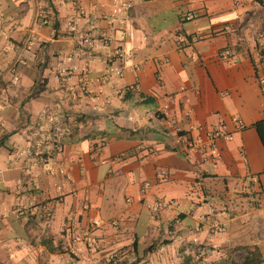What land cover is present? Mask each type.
Listing matches in <instances>:
<instances>
[{
	"label": "crops",
	"instance_id": "0c3cea01",
	"mask_svg": "<svg viewBox=\"0 0 264 264\" xmlns=\"http://www.w3.org/2000/svg\"><path fill=\"white\" fill-rule=\"evenodd\" d=\"M127 1L134 6L124 72L90 82L88 93L80 87L85 72L103 74L116 43L98 40L90 51L79 40L103 31L116 37L112 1L0 0L7 16L0 25V264H208L236 246L256 247L264 264V145L253 126L264 123V63L251 60L256 43L264 46V37L255 41L264 33V5ZM186 12L193 19L185 21ZM195 35L197 42L182 40ZM9 42L14 46L4 51ZM225 47L236 63L217 59ZM62 70L69 72L64 80ZM42 78L44 90L33 97ZM163 105L184 130L190 121L232 135L216 137L223 154L217 168L198 166L174 149ZM45 109L64 111L79 124L62 154L72 162L80 147L82 160L70 167L72 182L62 191L56 175L28 167L18 154L47 125ZM93 135L107 141L100 155L89 148ZM16 206L22 214L13 213ZM93 219L100 222L96 250L61 255L68 224ZM195 241L219 253L199 257Z\"/></svg>",
	"mask_w": 264,
	"mask_h": 264
},
{
	"label": "built area",
	"instance_id": "2783aa9c",
	"mask_svg": "<svg viewBox=\"0 0 264 264\" xmlns=\"http://www.w3.org/2000/svg\"><path fill=\"white\" fill-rule=\"evenodd\" d=\"M112 7L110 15L112 20L116 23L115 30L117 32L116 37H112L107 31H103L99 34V37L92 36L86 33L80 37L79 44L87 50L93 51L98 46V40L105 43L114 41L116 46L107 54V67L103 74L93 78L87 77V71L84 74L83 82L81 84V90L83 92H91L89 83H102L112 78L119 77L124 72V59L126 54V40L128 30L126 27L127 16L130 9L134 6L133 1L127 0H111ZM144 1V0H137ZM39 17L42 23H47V17L44 14L42 7H39ZM185 21L193 19L191 12H186L183 16ZM7 19L6 14L0 11V25ZM68 26L71 31H75V25L72 21H69ZM264 37L263 32H258L255 41H261ZM182 40L187 42H197L198 36L183 37ZM32 41L29 40L26 48L31 47ZM13 43L9 42L4 49L8 51L13 47ZM217 59L222 62L236 63L237 58L232 49L225 47L218 51ZM251 60L255 66L264 63V46L260 43H256L254 50L251 53ZM69 76L67 70L61 71L62 79H66ZM259 88L264 97V77L259 81ZM189 100L186 99V102ZM184 115L190 117V109L185 108L183 110ZM160 113L164 115L166 124L173 126L174 149L186 156L195 157L194 162L199 165H210L213 168H217L222 160L223 154L221 149L216 143V137H221L224 140H231L232 135L222 133L221 131L205 130L199 124L188 121L186 129H182L180 125L168 116V107L163 105L160 108ZM41 116L47 121L46 126L36 128L31 137L27 140L25 148L18 152L19 155H23L27 158L28 167L42 168L43 171L56 175L59 180L55 182V187L62 191L65 183L72 182L70 174V167L74 162L81 163V151L80 147H77L75 151L74 161H70L67 157L63 156L65 144L75 132L79 130V124L76 117L61 111L45 109L41 113ZM236 122H240L237 118ZM106 139L99 135H93L89 141V148L91 152L96 155H100L105 146ZM258 181L257 177H253L252 183ZM74 188H70L69 192L73 193ZM169 203H164L168 205ZM13 213L16 215L23 213L21 206H16L13 209ZM99 220H91L85 225H79L77 222L71 221L68 224V228L64 234V240L59 244V253L69 259L79 257L85 250H96L97 243V229L99 228ZM197 255L204 256L209 250L218 254L215 248H210L202 243L195 241Z\"/></svg>",
	"mask_w": 264,
	"mask_h": 264
},
{
	"label": "trees",
	"instance_id": "16d2710c",
	"mask_svg": "<svg viewBox=\"0 0 264 264\" xmlns=\"http://www.w3.org/2000/svg\"><path fill=\"white\" fill-rule=\"evenodd\" d=\"M258 2L264 5L263 0H258ZM57 25L58 23H54L53 27L56 28ZM44 86H45V81L42 78L40 86L37 92L33 95V97L37 96L41 91H43ZM253 126L256 128L258 135L261 139V142L264 145V123L263 121L256 122ZM133 245L135 248L136 242H134ZM262 263H263L262 255L256 247L236 246V247L229 249L223 257H220L217 260L211 261L208 264H262Z\"/></svg>",
	"mask_w": 264,
	"mask_h": 264
},
{
	"label": "water",
	"instance_id": "95a60500",
	"mask_svg": "<svg viewBox=\"0 0 264 264\" xmlns=\"http://www.w3.org/2000/svg\"><path fill=\"white\" fill-rule=\"evenodd\" d=\"M39 86H40V81L37 83V86H36L35 90H37L39 88ZM35 90H34V92H35Z\"/></svg>",
	"mask_w": 264,
	"mask_h": 264
},
{
	"label": "rangeland",
	"instance_id": "374dc122",
	"mask_svg": "<svg viewBox=\"0 0 264 264\" xmlns=\"http://www.w3.org/2000/svg\"><path fill=\"white\" fill-rule=\"evenodd\" d=\"M195 262L197 263V262H199V259L195 256ZM199 264V263H198Z\"/></svg>",
	"mask_w": 264,
	"mask_h": 264
}]
</instances>
